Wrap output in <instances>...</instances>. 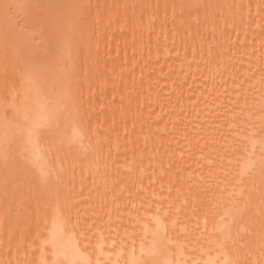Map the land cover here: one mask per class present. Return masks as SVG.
Masks as SVG:
<instances>
[{
  "label": "bare ground",
  "instance_id": "bare-ground-1",
  "mask_svg": "<svg viewBox=\"0 0 264 264\" xmlns=\"http://www.w3.org/2000/svg\"><path fill=\"white\" fill-rule=\"evenodd\" d=\"M189 3L210 7L201 8L198 13L193 11L191 15L187 11L181 14L179 7L175 10L171 7ZM5 4L14 6L8 19L5 18ZM49 4L93 5L90 24L95 34L91 38V55L81 73L82 102L89 111L93 134L102 129L101 135L111 139L113 157L117 161L113 170L120 167L121 171L118 175L96 180L87 171L81 177L77 169L72 198L75 207L63 214L53 210L39 212V231L48 241L42 258L48 264L54 261L70 264L73 259L79 262L81 254L87 256L95 250L91 259L95 260L101 253L102 259H108L111 252V261L115 264L116 250H110L107 247L110 240L104 238L109 235L110 228L118 227L109 224L108 214L111 213V220L120 213L127 215L122 207L118 213L117 205L130 204V201L113 202L114 196H120L121 188L125 196L129 190L135 196L143 188L151 201L153 197L167 195L171 185H175L172 189L175 192L176 188H181V181L184 182L182 190L189 184L199 183L194 177L201 173L196 169L198 165H206V160L199 159L198 149L191 153L187 151L189 140L195 142L193 128H203L201 135L211 141L219 137L215 128L225 118L217 119L218 112L230 117L231 113L226 110L233 104L243 106L247 103L251 107L264 100V85L260 83L264 78V12L258 9V6H264V0H0V86L6 42L9 72L18 74L30 55L23 41L36 45L44 42L40 33L45 18L53 11L44 7ZM133 4L160 7L156 10L148 8L143 13L139 8L125 7ZM164 5L169 7L165 9ZM71 11L64 10L68 21ZM58 79L56 66L43 74L50 108L55 107L60 92ZM87 124L88 121L86 127ZM134 146L143 150L146 157L143 183L139 169L134 174L127 171V161L132 158ZM125 147L129 149L127 158L117 156V152L122 153ZM207 152L205 149V155ZM189 155L192 159H188ZM149 156L155 157L154 169L148 167ZM170 164L175 166L169 172ZM153 171L155 176H152ZM208 171L205 166L204 173ZM161 175L163 180L159 179ZM190 176L193 179H189ZM148 177L155 181L151 187ZM116 181L120 184L113 191ZM3 184L0 170V222L4 213ZM161 185H164L163 191ZM145 196L136 203L139 205ZM69 216L71 219L67 221ZM181 219L185 223L179 224L177 231L187 228L193 236L199 235L197 218L193 217L189 222L181 215ZM20 220L21 232L27 234V218L23 212ZM78 222L82 227H74ZM199 223L202 230V216ZM89 224L96 225L87 233L90 241L82 236ZM212 227L210 222L208 228ZM35 236L33 221L29 239L25 241L21 236L18 241H13V247L17 243L20 245L21 259L25 247ZM7 241L5 230L0 226V259L7 253ZM181 241L186 242V238L181 237ZM89 243L92 246L85 249ZM101 244L105 245L102 249L98 247ZM34 255L41 259L39 251ZM28 258H33L31 249Z\"/></svg>",
  "mask_w": 264,
  "mask_h": 264
},
{
  "label": "snow or ice",
  "instance_id": "snow-or-ice-1",
  "mask_svg": "<svg viewBox=\"0 0 264 264\" xmlns=\"http://www.w3.org/2000/svg\"><path fill=\"white\" fill-rule=\"evenodd\" d=\"M13 7L3 5L6 19ZM44 7L53 10L45 18L40 33L44 42L36 45L23 41L30 55L18 74L9 72L7 42L5 44V68L0 86V170L4 177V213L0 226L8 241L7 253L0 259V264H48L42 258L48 241L39 231V212L53 210L63 214L75 207L72 198L77 169L81 177L87 171L96 180L118 175L121 171L120 167L113 170L117 161L113 157L111 139L101 135L102 129L93 134L89 111L82 102L81 73L91 55V38L95 34L90 24L93 5L49 4ZM125 7L139 8L143 13L148 8L156 10L160 5ZM168 7L164 5L165 9ZM171 7L173 10L179 7L181 14L187 11L191 15L193 11L198 13L201 8L210 6L189 3ZM65 9L72 10L70 21L66 19ZM258 9L264 12V6H258ZM53 66L59 72L60 92L55 107L50 108L43 74ZM260 83L264 85V78ZM226 112L231 116L217 113V119L225 117L215 128L218 138L209 141L201 135L203 128L192 130L195 142L189 140L187 151L191 153L198 149L199 159L206 160V165H198L196 169L201 173L194 177L199 183L189 184L182 190L184 182L181 181V188L173 192L175 185H171L167 195L153 197L151 201L143 188L135 196L131 190L125 196L121 188L120 196H114L113 202H131L117 205V212L122 207L126 216L120 213L111 220V213L108 214L109 224L118 225L110 228L109 235L104 238L110 240L107 247L116 250L115 264H264V100L251 107L247 103L243 106L233 104ZM201 140H204L203 144ZM205 149H208L206 155ZM128 151L125 147L122 153L117 152V156L127 158ZM131 151L127 171L134 174L139 169L143 183L144 151L135 146ZM147 160L148 167L154 169L155 157L149 156ZM174 166L169 165V172ZM205 166L209 169L207 173H204ZM148 179L151 187L155 181L151 177ZM159 179L163 180L164 176ZM118 184L120 181L113 183V191ZM105 188L107 195V183ZM163 189L164 185H161V191ZM141 196L145 198L138 205L136 200ZM21 212L27 218V234L19 227ZM181 215L189 222L193 217L197 218L199 235L193 236L187 228L177 231V226L185 223ZM200 216L203 217L202 230ZM70 219V216L66 217L67 221ZM33 221L36 236L25 247L21 259L20 245L17 243L13 247V241H18L21 236L27 241L33 231ZM210 222L211 229L208 228ZM74 227L82 225L78 222ZM95 227V224L87 225L82 233L85 240H91L87 233ZM181 237H185L186 242H182ZM91 246V243L86 244L85 249ZM98 247L102 249L105 245ZM29 249L33 251L31 260ZM36 251L41 253L39 260L35 258ZM94 252L87 256L81 254L79 262L73 259L70 264H112L111 252L108 259H102L101 253L93 260Z\"/></svg>",
  "mask_w": 264,
  "mask_h": 264
}]
</instances>
